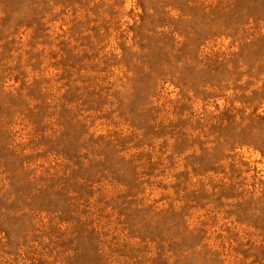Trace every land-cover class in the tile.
I'll return each mask as SVG.
<instances>
[{"label":"rangeland","instance_id":"374dc122","mask_svg":"<svg viewBox=\"0 0 264 264\" xmlns=\"http://www.w3.org/2000/svg\"><path fill=\"white\" fill-rule=\"evenodd\" d=\"M0 264H264V0H0Z\"/></svg>","mask_w":264,"mask_h":264}]
</instances>
